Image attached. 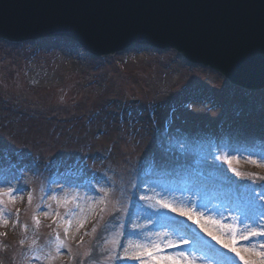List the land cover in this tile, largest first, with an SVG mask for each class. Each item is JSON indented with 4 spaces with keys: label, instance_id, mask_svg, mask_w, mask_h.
I'll use <instances>...</instances> for the list:
<instances>
[{
    "label": "rangeland",
    "instance_id": "1",
    "mask_svg": "<svg viewBox=\"0 0 264 264\" xmlns=\"http://www.w3.org/2000/svg\"><path fill=\"white\" fill-rule=\"evenodd\" d=\"M7 44L0 40V190L9 188L5 180H11L12 188L17 187V180L24 188L30 183L40 188L49 184L51 199L45 201L46 195L41 198L35 194L31 202L28 201L29 208L23 212L22 220L8 234L0 236V264H58L66 251L89 253L92 262L88 260L86 264H95L98 258L110 256L117 234L130 218L131 206L127 211L117 212L107 208L92 240L86 246L83 244L81 249L74 250L72 241L60 228L66 227L71 216L76 214L79 197L90 195L91 209L94 208L100 194L95 192L93 195L91 187L104 190L107 186L99 177L101 173L107 176V182L110 175H116L119 190H126L125 184L129 182L130 185L140 178L149 183L141 204L145 209L157 211V215L153 217L148 213L133 221L134 225L142 226L143 235L140 243L136 241V251L194 239V246L181 249L182 256H193L190 252H195V256L201 259L195 261L196 264H224L225 261L236 264L233 259H224L222 255L226 250L212 241L200 224L185 216L187 229L179 231L177 228L180 237H176V219L163 204L190 210L197 217L203 216L204 220L217 221L232 214L224 211L226 207L235 211L237 206L243 205L242 200L246 197L255 198V194L264 191V181L259 179L264 176V140L257 137L254 145L236 141L246 129H264V122L256 123L251 117L252 113H260L264 118V89L243 91L209 67L188 64L174 49L158 52L136 47L121 54L113 53L105 59L85 53L67 39L40 40L13 44L12 47ZM69 51L78 54L70 57ZM175 57L181 58V62ZM176 70L178 72L172 75ZM29 77L34 84L29 82ZM175 81L178 83L170 86ZM184 82L186 84L181 85ZM181 86L183 88L179 89ZM4 91L10 95H22L20 102L14 105L4 100ZM164 94L169 96L164 101L168 104L155 115L148 102ZM180 96L182 98L178 100ZM191 96H194L193 101H201L199 109L194 106L192 110ZM112 101H115L116 108L111 116L99 115L103 106ZM171 102V108L176 109V102L181 105L172 113L175 124L170 128L178 132L174 133L173 140L187 137L195 144L188 151L194 168L188 172L161 171L159 153L154 154L155 147L151 144L153 136L161 134L151 132L157 120L158 124L171 121L165 117ZM239 104L245 108L243 113L237 108ZM147 113L149 118L145 119L143 115ZM30 122L38 123V127ZM237 150L250 153L252 158L242 156L240 163L233 162L230 166L221 163L225 155L234 160ZM210 152L218 157L213 167L197 163ZM50 154L51 165L50 159L44 161ZM142 154L143 158L137 164ZM81 158L87 164L86 170ZM253 160L256 164L251 163ZM228 171L236 175L240 173V177L255 182H233L227 177ZM94 172L97 174L91 176L90 173ZM198 183L203 184L197 186ZM68 191L70 195L58 196V193ZM24 193L15 191L13 196L0 197V230L9 224L13 206L23 203ZM124 201L125 198L120 203ZM39 208L43 210L39 211ZM221 212L223 215L219 214ZM54 213L59 215L61 225L46 223ZM258 223L264 224V221ZM30 225L36 228L33 236L28 233ZM226 225L205 226L221 236L229 233L224 238L230 239ZM252 226L251 229L256 227ZM155 230H158L157 235L153 233ZM164 232L175 235L171 238L161 236ZM150 233H153L151 237ZM12 237H17L20 242L10 244ZM261 249L262 245H259V249L252 253L243 251L244 256L247 259L248 254L260 253ZM83 255L69 264H85ZM32 258L36 259L35 263H30ZM191 262L187 260L186 264ZM139 264L152 263L143 259Z\"/></svg>",
    "mask_w": 264,
    "mask_h": 264
},
{
    "label": "water",
    "instance_id": "2",
    "mask_svg": "<svg viewBox=\"0 0 264 264\" xmlns=\"http://www.w3.org/2000/svg\"><path fill=\"white\" fill-rule=\"evenodd\" d=\"M61 35L100 53L165 43L232 82L264 85V0H0V36Z\"/></svg>",
    "mask_w": 264,
    "mask_h": 264
},
{
    "label": "snow or ice",
    "instance_id": "3",
    "mask_svg": "<svg viewBox=\"0 0 264 264\" xmlns=\"http://www.w3.org/2000/svg\"><path fill=\"white\" fill-rule=\"evenodd\" d=\"M164 137H167L165 139ZM157 140L154 154L159 153L160 158V167L167 171L172 172H188L193 168L192 163L189 160L188 156V146L185 142L181 140H173L170 135L169 129H164L163 133L154 137ZM143 158V154L137 160V164H139L140 160ZM218 160V157L212 154L211 152L207 157H205L202 161H197V163H202L204 166L211 168L213 167ZM84 165V169H87V164L84 162L83 158L80 161ZM53 163V160H49V165ZM227 163L231 164V161H227ZM251 163L256 164V161L253 160ZM30 170V169H25ZM22 174V173H21ZM239 176L240 173H237ZM15 179V176H13ZM103 179V177H102ZM261 181H264V176L259 177ZM4 183L12 188L11 180H5ZM98 183V181H97ZM107 184V180H105ZM91 186V185H90ZM27 190L24 187L20 186L19 180H17V187L13 189V192L20 191L23 192ZM6 195H12V192L6 193ZM93 195H95V188H93ZM255 203L249 201L244 206H237L235 211L245 220L250 221H258L260 218H264V208H257V201H260L258 205H264V191H261L254 195ZM29 202H31V196H29ZM164 208H169L173 213H178L181 216L187 217L189 221H193L194 223L200 224L201 229L211 238L212 241H215L217 245L222 246L224 249L229 250L230 253H234L236 257H239L243 264H256L255 261L246 259L245 256L241 255V251L247 252L249 249L244 248L238 250L237 247L234 246L236 243L235 237H231L230 239H225L224 236H229V233H225L224 236L218 235L216 232L212 231L209 227H206V224H218L216 220H204L203 216L197 217L190 210H186L184 208H176L167 203L163 204ZM203 207V206H202ZM224 211H232L231 208H225ZM223 215V213H219ZM255 214V215H254ZM203 221V222H201ZM38 223V221H37ZM254 226L261 228V231H252L249 232L247 236H244V240H249L256 237H264V224L255 223ZM222 227V226H221ZM184 241L181 240L180 243L169 242L167 244V248H179ZM122 246V245H121ZM257 255L264 256V253H257ZM143 256H146L149 261H152L153 264H182V261L178 259L176 256L166 254L164 248L154 247L152 249H144L142 253L137 254L134 259H141ZM117 259H122L117 255ZM186 259V258H185ZM224 264H228L227 261Z\"/></svg>",
    "mask_w": 264,
    "mask_h": 264
},
{
    "label": "bare ground",
    "instance_id": "4",
    "mask_svg": "<svg viewBox=\"0 0 264 264\" xmlns=\"http://www.w3.org/2000/svg\"><path fill=\"white\" fill-rule=\"evenodd\" d=\"M62 36H65V37H68L69 39H71L72 40V42L74 43L75 42V39H73V38H71V37H69V36H67V35H62ZM7 46L8 47H12L13 45H11V44H7ZM159 46L160 47H163V48H166L165 47V43H161V44H159ZM79 48L80 49H82V50H84L81 46H79ZM170 50H172V49H170ZM173 51V50H172ZM69 53H70V57H73V55H75V56H77V54L78 53H76V54H74V53H72V52H70L69 51ZM102 57H104L105 59H107V57H111L110 56V54H107L106 53V55H101ZM61 57H64L63 55H61ZM101 57V58H102ZM175 59H178L180 62H181V58H177V57H175ZM178 72V70H176V71H174V73L172 74V75H174V74H176ZM176 80V79H175ZM178 82H174L173 84H170V86H172V85H175V84H177ZM183 84H186L185 82L184 83H182L181 85H183ZM181 88H183V86H181V87H179V89H181ZM183 96V95H182ZM182 96H180L179 98H178V100H181V98H182ZM169 96L168 95H166V94H164V96H161V95H159V96H157V97H155V99L153 100V101H149L148 102V105L151 107V109H153V112H154V114L156 115V112L158 111H161V110H163V106L164 105H166V104H168V103H166V102H164L167 98H168ZM191 100L193 101L194 100V98L191 96ZM131 106H132V102H130L129 103ZM153 104H155V105H153ZM134 105V104H133ZM174 105H175V107H176V109H175V111H177L180 107H181V105H180V103L179 102H176V103H174ZM192 105L193 106H195V107H197L198 106V109H199V107H200V105H201V101H193V103H192ZM116 108V103H115V101H112L111 103H109V104H106L105 106H103V108L100 110V112H99V115H102V116H105V117H110L111 116V114H112V112H113V110ZM237 108L243 113L244 111H245V108L242 106V105H240L239 104V106H237ZM144 112V111H143ZM142 116V111L140 112V114H139V117H141ZM143 117H145V119H148L149 118V116H148V113L147 114H145V115H143ZM141 120H143L144 121V119L143 118H141ZM167 129H169L170 130V135L173 137L174 136V132H173V130H171V128L170 127H167ZM251 129V128H250ZM257 137H260L261 139H263L264 140V129L262 130V131H256V130H253V129H251V130H249V129H246L245 130V132L236 140L237 142H244V143H252L253 145H254V140L257 138ZM251 139H253L252 141H251ZM181 140H183V142H185L186 144H187V146H188V151L191 149V148H194V145L195 144H193L191 141H190V139H187V137H184L183 139H181ZM257 150V149H256ZM254 153H257V152H254ZM243 156H250V153H247V152H245L244 154H243ZM252 156V155H251ZM203 183H198L197 184V186H201ZM180 187H182V185H180ZM58 196H62V194H59ZM80 207L81 208H84V211L86 212L87 210H89V208H90V199L89 198H87V197H85L84 199H81L80 200ZM84 214V213H83ZM82 214V215H83ZM82 217V216H81ZM159 224H161V222L159 223ZM153 233H155L156 235L158 234V230H155ZM153 233H150L149 234V236L151 237V235L153 234ZM161 236H170V238L171 237H173V233L172 232H164ZM151 240H152V238H151ZM127 242H129L130 240H126ZM170 254H172V253H168V255H170Z\"/></svg>",
    "mask_w": 264,
    "mask_h": 264
}]
</instances>
